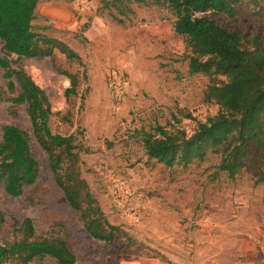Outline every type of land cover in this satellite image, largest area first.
Returning a JSON list of instances; mask_svg holds the SVG:
<instances>
[{
  "label": "rangeland",
  "instance_id": "obj_1",
  "mask_svg": "<svg viewBox=\"0 0 264 264\" xmlns=\"http://www.w3.org/2000/svg\"><path fill=\"white\" fill-rule=\"evenodd\" d=\"M107 2L108 7L101 0L39 1L33 28L67 44L78 60L57 49L53 60L18 59L1 42L0 55L44 90L51 131L74 135L80 175L117 227L113 242L108 245L84 229L79 211L55 182L48 154L34 138L26 104L13 107L7 99L17 91H7L0 67V140L4 125L20 127L38 162L36 181L25 185L20 196H9L0 187V244L21 239L16 228L30 217L33 237L63 238L76 255L73 264H264V184L255 182L258 144L249 143L247 164L234 178L217 169L220 153L187 167L148 159L143 132L161 125L190 135L196 122L215 114L218 106L203 99L208 77L189 73L188 50L165 4ZM238 11L236 19L217 20L248 38H264V0ZM60 71L75 74L74 94L65 96L70 80ZM112 74L123 80L120 103L109 86ZM115 179L130 188L123 209L113 205L109 193ZM30 264L57 263L44 256Z\"/></svg>",
  "mask_w": 264,
  "mask_h": 264
},
{
  "label": "trees",
  "instance_id": "obj_2",
  "mask_svg": "<svg viewBox=\"0 0 264 264\" xmlns=\"http://www.w3.org/2000/svg\"><path fill=\"white\" fill-rule=\"evenodd\" d=\"M40 0H0V42L7 54L22 57L49 56L54 49L67 59L78 60V54L56 38L39 34L33 28ZM108 7V0H101ZM145 2L146 0H135ZM163 3L176 17L174 32L183 37L188 50L190 74H204L209 82L203 92L206 102L218 106L215 114L197 121L193 132L176 126L156 125L143 132L142 142L148 159L167 167H187L209 153H220L217 169L234 178L247 164L249 143L259 148L260 171L256 183L264 184V38H249L222 25L220 16L236 19L239 7L260 6L262 0H153ZM6 88L12 106L26 104L37 143L46 151L55 182L66 201L79 211L84 229L94 238L111 245L117 227L105 217L81 177L77 163L74 135L53 133L49 127L51 106L44 90L22 69L0 55ZM70 80L65 96L74 94L75 74L60 71ZM221 76L222 78H218ZM4 92H0V98ZM38 176V162L30 150V138L20 127H2L0 140V187L12 197L20 196L25 185ZM2 218L0 214V219ZM21 239L0 244V264L18 261L30 264L38 257L49 256L57 264H73L76 255L63 238L44 239L34 236L32 219L25 217L16 228ZM33 237V238H32Z\"/></svg>",
  "mask_w": 264,
  "mask_h": 264
},
{
  "label": "built area",
  "instance_id": "obj_3",
  "mask_svg": "<svg viewBox=\"0 0 264 264\" xmlns=\"http://www.w3.org/2000/svg\"><path fill=\"white\" fill-rule=\"evenodd\" d=\"M110 77L111 80L109 81V86L114 92L113 96L116 99V102L120 103L124 94L123 80L116 74H112ZM109 193L115 207L119 209L125 208L127 196L130 193L129 185L125 181L119 179L113 180L109 188Z\"/></svg>",
  "mask_w": 264,
  "mask_h": 264
},
{
  "label": "bare ground",
  "instance_id": "obj_4",
  "mask_svg": "<svg viewBox=\"0 0 264 264\" xmlns=\"http://www.w3.org/2000/svg\"><path fill=\"white\" fill-rule=\"evenodd\" d=\"M37 80H38V79H37ZM37 82H39V80H38ZM40 82H41V81H40ZM66 82H67V81H66ZM57 104H59V105H60V103H56V105H57ZM57 107H58V106H57Z\"/></svg>",
  "mask_w": 264,
  "mask_h": 264
}]
</instances>
